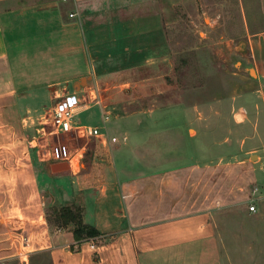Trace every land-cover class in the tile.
<instances>
[{
    "label": "crops",
    "instance_id": "1",
    "mask_svg": "<svg viewBox=\"0 0 264 264\" xmlns=\"http://www.w3.org/2000/svg\"><path fill=\"white\" fill-rule=\"evenodd\" d=\"M10 1L13 0H0V118L10 119L12 126L19 128L34 123L35 116L47 107H51L53 117L56 102L74 80L88 90L96 79L106 80L109 85L110 79L119 78L130 82L128 85H138L146 95L145 87L150 85L152 76L144 74L145 71L137 76L131 74L145 70L146 64L160 61L151 57L149 49L151 45L163 44L164 17L166 23L173 22L179 3V0H21L11 4ZM105 13L108 22L95 24L94 15ZM131 14L158 16L160 26L148 29L144 25L145 30L139 32L126 17ZM250 48L252 58L261 63L256 67L260 85L246 93L235 92L233 117L241 129L242 123L251 126V138L261 146L256 149L257 158L251 167L255 181L259 174L264 186V32L250 36ZM75 85L78 84H73V90ZM89 93L95 95L96 91ZM54 95H57L55 102ZM93 100L90 109L102 110V99ZM179 105L186 114L184 121H154L158 110H144L126 115L123 120L127 122L114 124L113 133L103 131L101 120L98 126L93 119L78 120L83 125L100 128L103 138L91 152L89 161L82 152L81 156L73 154L67 170L54 172L49 150H38L30 168L32 186H37L42 204L40 218H16L18 203L13 191H18V176L11 171L5 189L10 192L12 209H2L0 200V261L21 257L27 262L34 252L48 251L52 264H225L221 233L212 214L216 208L210 207L225 199L227 187L222 178L226 163L199 161L190 133L195 126V108L185 103L173 104ZM88 109L82 102L77 111L84 113ZM146 117L153 120L154 130L149 129ZM101 119L106 125L104 115ZM130 122L134 131L127 129ZM124 124L126 129L122 130ZM172 127H177L176 133ZM140 128L147 136L134 134L141 132ZM114 130L121 131V137ZM111 137L119 142L112 143ZM152 157L156 166L147 164ZM217 172L219 181L215 184L211 180ZM65 205L80 206L84 221L94 225L100 235L76 241L71 230L52 233L44 207ZM23 220L40 228L28 231L32 243L38 239L39 244L28 252L25 248H32V243L23 249L19 241Z\"/></svg>",
    "mask_w": 264,
    "mask_h": 264
},
{
    "label": "rangeland",
    "instance_id": "2",
    "mask_svg": "<svg viewBox=\"0 0 264 264\" xmlns=\"http://www.w3.org/2000/svg\"><path fill=\"white\" fill-rule=\"evenodd\" d=\"M20 1L13 0L10 4ZM68 9L72 8L68 6ZM175 11L173 22L166 23L164 17L161 36L163 44L151 45L149 49L151 57L159 58L160 61L146 64L143 67L145 70H136L131 74L137 76L145 71L144 74L152 76L150 85L145 87L146 95L140 92L138 85H128L130 82L126 80L113 78L108 81L109 85H106V80L96 79L88 90L84 86L80 87L79 80H74L71 87L61 94V98L69 96L79 105L82 102L87 104L89 109L84 113L77 111L75 119L80 122L93 119L96 126L99 125L98 120H101L103 131L112 133L113 125L126 123L125 116L129 114L136 115L140 111L156 109L158 111L154 114V121L179 122L186 120V114L180 105L173 106L174 103H185L195 108L196 121L190 133L194 137L196 157L200 162L209 161L216 165L218 161L226 163L222 178V184L227 187L225 199L210 207L212 210L216 208L212 214L216 217L214 222L221 233L225 264H264V186L258 179L259 174L255 181L251 167L257 158L256 149L261 146L253 142V130L248 123H242V129L236 125L238 121L233 117L232 106L236 91L246 93L260 85L256 67L261 66V63L251 56L250 36L264 32V0H179ZM126 17L139 32L145 30L142 27L144 25L148 29L160 26L158 16L131 14ZM100 22H108L106 13L94 15V23ZM74 83L78 84L75 85L76 90H73ZM93 89L95 95L89 93ZM54 96L53 102L57 98V95ZM94 97L102 99L103 109L100 107L98 112L90 109ZM38 115L34 123L30 122L20 128L12 126L10 119L0 118V183L3 184L0 185L1 207L12 209L10 192L6 191L5 184L10 182V172L13 171L18 176V191H13L18 203L19 215L16 218H40L43 215L37 186H32L30 168L38 150H49L50 160L54 164L59 161L53 159V148L58 144H66L72 154L80 153L81 156L83 153L84 159L89 161L91 152L101 144L99 140L103 138L88 136L84 129L59 132L51 117V107L43 109ZM103 115L109 116L106 125L101 119ZM146 120L151 125L149 129L154 130L153 120L149 117ZM125 127L124 124L122 130ZM132 127L130 122L127 129L132 130ZM176 128L172 127L173 133H176ZM140 129L141 132L134 134L147 136L148 133L144 130L142 133ZM114 133L121 137V131ZM114 138L109 140L117 144L119 139L112 141ZM76 160L80 161V157L76 156ZM186 160H173L169 164ZM156 163L153 157L147 161L151 166H156ZM211 181L218 183V172L212 175ZM203 184L206 193L205 180ZM252 203L257 205V211L253 213L249 211ZM44 208L46 215L50 207ZM53 220L52 217V223L48 222L52 233L72 230L71 226L57 227ZM30 229L40 228L30 221H20L19 241L23 249L32 243L28 234ZM37 242L38 239H35L32 248H25L27 252L39 246ZM0 264L52 263L50 253L46 251L34 252L29 255L27 262L21 257H13L0 261Z\"/></svg>",
    "mask_w": 264,
    "mask_h": 264
},
{
    "label": "built area",
    "instance_id": "3",
    "mask_svg": "<svg viewBox=\"0 0 264 264\" xmlns=\"http://www.w3.org/2000/svg\"><path fill=\"white\" fill-rule=\"evenodd\" d=\"M74 16V14H71ZM79 103L73 97H62L56 102L53 110V123L59 132L67 133L76 129H84L86 134L94 137L102 135V131L97 127H90L81 124L75 119ZM109 116H104L108 120ZM112 141H116L114 138ZM53 159L55 161H68L71 162L74 155L66 144H58L53 148ZM250 212L257 211V205L252 203L249 207Z\"/></svg>",
    "mask_w": 264,
    "mask_h": 264
},
{
    "label": "trees",
    "instance_id": "4",
    "mask_svg": "<svg viewBox=\"0 0 264 264\" xmlns=\"http://www.w3.org/2000/svg\"><path fill=\"white\" fill-rule=\"evenodd\" d=\"M47 221L51 224L52 217L57 227H72V233L76 241H84L100 235L99 230L92 224H88L83 219V209L80 206L65 205L61 207H51L46 212Z\"/></svg>",
    "mask_w": 264,
    "mask_h": 264
},
{
    "label": "water",
    "instance_id": "5",
    "mask_svg": "<svg viewBox=\"0 0 264 264\" xmlns=\"http://www.w3.org/2000/svg\"><path fill=\"white\" fill-rule=\"evenodd\" d=\"M69 168H70L69 162H57V163L52 164V170L54 172L67 170Z\"/></svg>",
    "mask_w": 264,
    "mask_h": 264
}]
</instances>
